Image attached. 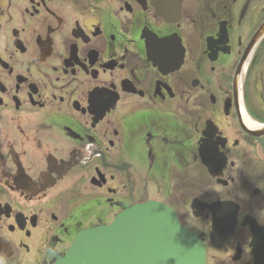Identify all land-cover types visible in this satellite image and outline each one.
Returning <instances> with one entry per match:
<instances>
[{
    "label": "flooded vegetation",
    "instance_id": "obj_1",
    "mask_svg": "<svg viewBox=\"0 0 264 264\" xmlns=\"http://www.w3.org/2000/svg\"><path fill=\"white\" fill-rule=\"evenodd\" d=\"M176 3L0 0V264L151 201L264 264V0Z\"/></svg>",
    "mask_w": 264,
    "mask_h": 264
},
{
    "label": "water",
    "instance_id": "obj_2",
    "mask_svg": "<svg viewBox=\"0 0 264 264\" xmlns=\"http://www.w3.org/2000/svg\"><path fill=\"white\" fill-rule=\"evenodd\" d=\"M176 1L156 0L158 13L171 16ZM55 264H204V249L169 207L151 201L126 208L108 225L79 231Z\"/></svg>",
    "mask_w": 264,
    "mask_h": 264
}]
</instances>
